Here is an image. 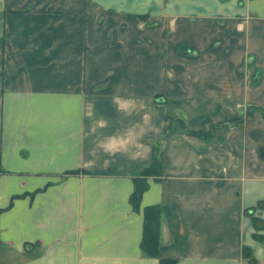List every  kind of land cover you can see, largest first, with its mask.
Instances as JSON below:
<instances>
[{"label":"crops","instance_id":"1","mask_svg":"<svg viewBox=\"0 0 264 264\" xmlns=\"http://www.w3.org/2000/svg\"><path fill=\"white\" fill-rule=\"evenodd\" d=\"M73 1L0 0V264H264L245 213L264 198V118L244 112L264 109V77L238 70L264 0ZM181 117L219 127L164 138ZM158 142L162 175L135 208ZM151 204L157 256L142 248Z\"/></svg>","mask_w":264,"mask_h":264},{"label":"trees","instance_id":"2","mask_svg":"<svg viewBox=\"0 0 264 264\" xmlns=\"http://www.w3.org/2000/svg\"><path fill=\"white\" fill-rule=\"evenodd\" d=\"M134 16V15H133ZM140 18H146L145 15H137ZM183 47V46H182ZM181 47V49H182ZM165 101V100H164ZM258 108V107H257ZM261 110L262 115L264 117V109L258 108ZM251 114V112H248ZM184 126V120L182 118H178ZM243 117L231 118V121L237 122L242 121ZM169 124H166L164 127V136H167L174 129L170 127ZM216 126L211 125L208 130H190L184 129L183 131L190 135H197L199 137H204L205 139H210L214 134V128ZM219 127V126H218ZM151 175H155L160 177L162 175V158L160 154V150L155 147L154 155L152 163L145 167L138 176L135 177V189L131 196V201L135 208H140L141 197L143 192L148 188L149 182L148 177ZM257 209H264V198L259 199L254 205L249 206L245 209V213L250 215L252 218L253 226L255 228L253 236L255 239L264 243V219L259 215L255 214ZM144 212V233L142 239V248L144 252L149 256H157L159 254L160 246H161V231H162V223H163V215L164 211L161 205L159 204H151L145 206L143 209ZM244 257L247 258L251 262H256V258L253 254L252 249L249 246H244L243 248ZM174 259H161L160 264H175Z\"/></svg>","mask_w":264,"mask_h":264},{"label":"rangeland","instance_id":"3","mask_svg":"<svg viewBox=\"0 0 264 264\" xmlns=\"http://www.w3.org/2000/svg\"><path fill=\"white\" fill-rule=\"evenodd\" d=\"M2 1H6V0H2ZM13 1H15V0H13ZM21 1H23V0H21ZM37 0H33V2H32V5H33V3H35ZM52 2H55V8L57 9V10H55V11H58L59 9H58V4H59V1L60 0H51ZM69 1H71V0H69ZM79 1V0H78ZM85 1H88V0H85ZM76 2V0H74L73 1V3L74 4H76L75 3ZM27 10H29V8L28 9H23V10H21V12L22 11H27ZM69 10H72V9H69ZM19 10H11V12H18ZM87 10H85V12H86ZM69 13H70V11H69ZM150 13H151V11H150V9L148 10V12L147 13H140V14H138V15H145L146 14V16L147 17H149L150 16ZM134 15V16H133ZM131 16L132 17H138L137 16V14H131ZM146 17V18H147ZM102 18V17H101ZM240 26V25H239ZM241 27V26H240ZM258 33H259V30H258V32H257V30L255 29V31L253 32V31H251V32H249L248 33V35H249V39H248V44H249V46H251L252 48H253V50H254V52H252V53H249L248 55H246V60H245V64L244 65H240L239 66V68H238V70H239V73H240V76H241V78L246 82V83H248L251 79H253V82L255 83V84H259L262 80H263V77H264V35L263 34H260L259 33V35H258ZM187 47V46H186ZM185 47V48H186ZM256 63H258V65H260L259 67H255V65H256ZM254 67H255V69H254ZM250 76H251V78H250ZM263 91H264V89H260V93H261V95H262V93H263ZM162 97V95H158L156 98H161ZM245 108V110H244V112L248 115V114H250V113H248V112H251V113H253L254 111H256V110H259V111H261L260 109H258V108H261L260 106H258V105H256V104H245V106H244ZM258 107V108H257ZM182 118V117H181ZM264 118V117H263ZM183 120H184V118H182ZM169 122L171 123L170 124V127L172 128V129H174L172 132H177V131H179V132H183L184 133V129L186 130V129H190V128H188L187 127V125H186V122H185V120H184V126H185V128L183 129V125H182V123H180V121L179 120H177V119H169V121L167 120L166 121V124H169ZM234 122V121H233ZM165 124V125H166ZM214 126H216L215 128H214V134H215V131H216V129L218 128V126H219V123L218 124H213ZM165 127V126H164ZM211 127V126H210ZM209 127V128H210ZM190 130H193V129H190ZM172 132H170V133H172ZM169 133V134H170ZM186 133V132H185ZM213 134V135H214ZM190 135V134H189ZM193 136H197V135H193ZM164 138L166 137V136H163ZM197 137H199V136H197ZM213 137V136H212ZM199 138H201V139H203V140H209V139H205L204 137H199ZM160 144H161V142H158V146H157V148L160 150ZM160 154H161V151H160Z\"/></svg>","mask_w":264,"mask_h":264}]
</instances>
